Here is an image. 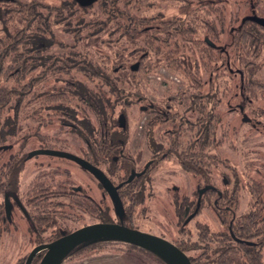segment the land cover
Instances as JSON below:
<instances>
[{
  "label": "rangeland",
  "instance_id": "obj_1",
  "mask_svg": "<svg viewBox=\"0 0 264 264\" xmlns=\"http://www.w3.org/2000/svg\"><path fill=\"white\" fill-rule=\"evenodd\" d=\"M10 1L0 2V17L4 14V23L11 16L16 17L19 14L16 11H19L21 6L14 1H19L23 6L32 2L42 6L38 9L43 15L51 17L50 21L54 24L57 34L55 43L61 44L49 51L53 55V60L59 61L60 53L75 52L72 60L79 70H74L71 74L57 70L46 73L44 77L43 69L33 70L23 82L24 84L33 77L47 78L46 81L37 84L36 96L26 100L18 116L12 111L13 103L0 114V145H11L9 150L0 152V170L2 166L7 168V165L15 160L25 161L20 177L21 196L26 193L30 182L40 174V169H43L42 171L48 174L47 179L52 183L54 191H60L61 186L66 185L68 191L73 193L72 187L80 186L93 198L87 200L79 196L80 198L54 199L51 208L55 213L52 217L56 219L45 237L50 233L60 236V232H71L86 225L100 223L98 218L100 214L109 215L112 221L117 222L109 195L102 186L100 191L97 190L98 181L82 167L84 171L76 163L58 157L46 155L29 157L32 152L45 147L57 148L59 151L71 154L80 152L84 144L81 136L89 135L87 132H81L87 129L83 128L84 120L88 115L93 118V115L90 113L85 115L84 111L87 110L79 98H70V102L62 101L63 103L52 102L50 99L55 94L64 96L67 93L69 97H72L73 91L78 90L80 85L84 88L88 86L91 90H98L103 82L91 77L88 79L85 76L90 75L87 73L88 70L98 66L103 69V73L107 72L111 79L121 86L124 93L120 91L122 92L121 104H116L114 118L120 119V114L125 113L127 115L125 126L128 124V129L125 130L128 136L126 157H120L119 152H115L108 157V160L102 162L100 167L110 175L115 184H119L130 176L132 170L143 171L149 165L144 176L135 178L130 186H125L120 192L127 208L125 224L128 227L183 244L190 257L197 258L199 263L202 262L201 264H213L211 261L220 255H215L219 248H226L220 240L225 239L223 234L228 232L229 224V219H224L226 216L216 209L222 206L221 203L216 204V194L210 192L205 197L206 205L203 212L187 226L184 224L187 218L186 209L195 208L197 187L207 184L206 179L209 180L208 184L215 185L218 190L230 193L229 205L235 207L238 214L249 213L256 209L257 216H252L251 219L254 221L263 219L259 223L261 228L264 227V223L262 224L264 221V135L247 134L244 138L243 132H238V117L228 114V107L224 103L225 98L222 99L220 108L216 110L221 121L219 131L225 134L214 135L212 146H202L208 138L206 113L202 115L186 113L187 107L182 105V97L189 91L182 77L183 73L181 72L182 75H180L175 70L167 68L165 65L168 63L165 61H161L160 66L157 64L151 72L138 71L141 59L138 58L139 51L145 50V46L142 42L139 45H133L128 42L129 40L126 41L121 37L120 33L114 30L115 25L110 17L108 21L103 4H95L85 11L72 7L73 10L69 11L66 8L72 0ZM251 2H257V0H215L213 2L215 9L224 12L225 31H229L232 26H238ZM146 3L148 6L144 10H147L146 14L153 17L151 23L156 27H160V23L163 27L162 23H177L183 20L188 22L197 17H203L198 21L200 29L195 38L199 40L204 38L207 16L203 11L207 8L200 5L198 0H150V3L147 0ZM261 5L264 8V0H261ZM56 15L60 17L57 18ZM79 21L85 22L84 26L88 23L97 24L104 21L107 25L102 32L97 31L95 34H90V37H82L81 33L76 32L81 29ZM24 26L26 27L27 24ZM4 30L3 23L0 21V40L2 38L9 40ZM229 37L227 35L221 37L218 44L224 51L230 40ZM73 45L75 47L69 49ZM173 46L179 52L176 58L180 64H185L191 70L199 67L203 76L205 75L204 66L200 63L205 60L204 54L200 53L201 50L196 49L191 43L183 44L181 41L173 43ZM2 49L3 46L0 44V54ZM19 51L27 52L22 49ZM27 54L31 53H26V56ZM11 60L12 58L6 60L7 66L11 65ZM135 64L139 65L135 72L140 76L133 74L130 70ZM15 73L16 71H13L0 81V88L10 89L23 85L18 82ZM136 81L141 87V94L134 97L132 92L134 93ZM205 83L209 82H204V85ZM70 84H74L76 89L70 90ZM218 87L220 94L217 96L222 97L221 79L215 88L216 91ZM207 89L209 86L205 85L204 94ZM104 90L107 89L104 88ZM234 92L235 90L231 89V93ZM171 100L178 104L172 107ZM260 104L264 106V101ZM189 108L194 110L198 107L192 104ZM169 109H171L170 112ZM163 113L170 116L168 121ZM115 131L118 132L121 129L111 130V132ZM96 132L97 134L90 139L91 143L99 141L98 131ZM196 137L200 140L199 145L194 148ZM191 145H193L190 151L191 159L194 161L197 156L199 160H203L201 165H197V174L192 173L193 169L188 170L183 166L181 157L179 158L177 153L189 150L188 147ZM116 156L118 161L113 159ZM209 160L213 164L212 177L206 170ZM124 167L129 169L126 171ZM226 178L230 181L228 186L225 183ZM20 199L22 200L23 197ZM0 203H3L1 194ZM8 220L12 223L7 221L5 225H1L0 229V264H25L26 258L36 248L37 242L30 220L18 210H15ZM198 223L204 227L208 226L210 233L207 237H198L196 229ZM54 236L52 237L55 238ZM258 239L263 240L264 233ZM262 255L264 263V249ZM208 256L210 259H206ZM240 256L244 257L242 253ZM61 264L166 263L141 248L111 240L76 252L65 258Z\"/></svg>",
  "mask_w": 264,
  "mask_h": 264
},
{
  "label": "trees",
  "instance_id": "obj_2",
  "mask_svg": "<svg viewBox=\"0 0 264 264\" xmlns=\"http://www.w3.org/2000/svg\"><path fill=\"white\" fill-rule=\"evenodd\" d=\"M214 1L215 0H198L200 5L205 6V9L207 8L206 11H203V13H205V15L207 16L204 31L205 35L204 38H200V40L195 37L200 29L198 21H200V19H202L203 17H197V19L193 21L189 20L188 22L183 20L182 22L179 21L177 23H162V25H164L163 27H161L160 23V27H156L151 23L153 17L146 14L147 10H144L147 9L146 7L148 6L146 3L147 0H99L95 4H103L104 8H106L105 12L108 15V21L110 20V17L111 21L114 23L113 25H115L114 30L117 33H120L119 35L121 37L125 38L126 41L129 40L128 42L133 45H139L140 42H142L143 46H145V50L139 51L138 58L141 59L139 62L140 70L138 71L151 72L152 68L157 66V64L158 66H160L161 61H165V63H168L167 65H165L167 68L175 70L178 74L182 72L183 75H180L184 77L185 85L187 86L189 91L182 97V105L185 108L187 107L186 113H199L201 115L202 113H206L207 118L208 100L206 98L208 96V93L206 92V94H204L203 88L205 85L206 87L209 86V84L205 83L204 85V82H211L214 88H216V86H218V81L221 79L223 90H227V87L236 90L234 85L227 83L228 81L230 82L232 80H235L236 77H234L233 73H231L228 69L227 55L225 53L223 54L224 50L222 49V47H220V45H218L220 44L221 37L225 35L230 36V40L228 43H232L229 51L232 58V67L234 65V71L237 68L236 64H239V61L242 60L241 56L243 53L242 45L238 44L241 38L240 35H238L240 30L239 24L236 27L232 26L229 31H225L224 12H220V10L213 7ZM257 1L261 2V0ZM0 2L11 1L1 0ZM14 3L21 6V8L20 6L18 7L20 8V10L16 11L19 14L16 17L11 16V18L5 23L3 21L4 14L3 17H0V21L3 23V28L5 29V36L9 39L6 40L2 38L0 40V44L3 46L2 52L0 54V81H2L5 77H8V75H10L13 71H16L15 77H17L18 82L21 83L26 81L28 75L32 73L33 70H37L39 68L43 69V77L46 76V73L55 72L57 70H61L65 74H71L74 70L79 71L72 60V55H74L75 52L60 53L58 55L60 57L59 61L57 59V61H54L52 58L53 55L49 53V51H52L54 48L61 44H58V42L55 43V41L57 40V34L55 28L53 27L54 24H52L50 21L51 17L48 18V16L43 15L38 9V7L42 8V6L34 2L24 6L19 1H14ZM95 4L90 7L83 8L75 0H72L71 4L66 9L69 11H72L73 9L85 11L91 9ZM56 16L57 18L60 17L59 15ZM208 18H211L212 20H209ZM79 23L81 29H78L76 32L81 33L82 37H90V34H95L97 31L102 32L104 26L107 25L106 21L97 24L88 23V25H85L86 29H84V24L86 23L80 21ZM25 24H27L26 27L24 26ZM70 25L73 26L74 24ZM173 38L175 39L172 40ZM178 41H181L183 44L191 43L196 47V49L201 50L200 53L204 54V62L200 61L205 69L204 76L199 67H194L191 70L190 68H187L185 64H180L178 62L176 56L179 54V52L173 46V43H176ZM73 47H75V45L71 46L69 49H72ZM19 49L27 50L26 53L31 54H27L26 56V53H20V51L18 52ZM8 58H12L11 65L9 66L6 65V60ZM102 70L103 69L98 66V68L90 69L87 71V73L90 75H85L88 79L91 77L99 79L103 82V85L98 90H91L88 86L84 88L80 85V88H77L78 90L73 91L74 96L72 97H69V95H67L66 93L64 94V96L63 94L62 96L55 94L54 96H51L50 99V101L52 102H70V98H79L82 104L85 105V109L87 110L84 111L85 115H87V113L93 115V118L88 115V117H86V120H84L85 122L83 123V128L97 130L101 138L99 141L92 143V145H94L95 143L101 145L100 149H97V147H95L90 150L92 156L97 152L95 151L96 149L98 150V152H101L102 155H105L106 150L104 149V147H102V145L104 144H125L128 141V136L126 135L125 131L121 130L118 132H111L112 129L117 130L123 128L120 124L119 117L118 119L114 118L115 106L116 104H121L122 97L120 96V94H122L123 91L121 86L115 83V81L111 79L107 72L103 73ZM130 70L131 72H133V74L139 75V73H136L132 70V67L130 68ZM45 79L47 78L33 77L29 79L28 83H23V85H20L17 88H0V114L3 113V111L9 104L13 103L14 105L12 106V111H14L16 113V116H18L19 113L23 110V105L26 100L29 98L31 100L36 96L37 84L42 81H46ZM103 87L107 90H104ZM69 88L70 90H73L76 89V86L74 84H70ZM219 89L220 88L218 87L217 91H215L216 95L220 94V92L218 93ZM120 91L122 92L120 93ZM140 92L141 87L139 86V82L136 81L134 93L132 92V96L136 97ZM193 93L195 95H193ZM230 95H232L231 92H223L222 97ZM222 97H219V101H222ZM176 104H178L176 101L171 100L172 107ZM192 104L196 105L198 108L194 110L190 109L189 107ZM170 111L171 109H169V112ZM163 114L165 115V117H167L166 121H168L170 119V116L165 113ZM121 115L127 117L125 113L120 114V116ZM6 126H10V124H6ZM124 129H128V124H126ZM188 149L189 150L177 153L178 157H181V163L183 164V166H185L186 169L191 170L193 169V159H191L192 155L190 156L192 145L191 147H188ZM16 165L17 164L15 162L9 163L7 165L10 171H8L9 175H7L6 177V183L8 187L14 186L15 184L18 170V167ZM123 169L127 171L129 167H124ZM130 185L131 182L125 183L122 188ZM120 197L124 205L123 217L120 218L115 212L117 222L112 221L109 215H101L100 210H98L100 214L98 215V218L101 222L122 223L126 225L125 221L127 217V208L125 207V203L121 194ZM39 206L47 207L45 203ZM55 219L56 217H52V219L50 220H40L39 218L40 221L37 222V226H45L51 221L54 222ZM263 223L264 221L262 222V224ZM256 225H258V222L255 223L254 219H250V221L248 220L246 223L240 224L239 230L242 234V237L245 238V236H247L248 234H254L256 232L257 234L254 235L256 237L259 235H263L264 227L262 226L261 229L255 231L257 229ZM233 228H235V226H233ZM235 232L237 233V231ZM107 241L111 240H99L85 243L74 249L67 257L75 254L76 252L90 248L100 242ZM222 241L223 240H220V242ZM262 241L263 243L258 244L257 247L240 245V247H242L244 250H241L239 247L219 248L216 254H214L220 255H217V260L213 264H264L262 259L264 239ZM241 253L244 257L240 256ZM44 254L45 252L38 254L33 260L32 264H40ZM156 257L159 258L158 256ZM242 258L244 259L243 261L241 260ZM159 259L162 260L161 258Z\"/></svg>",
  "mask_w": 264,
  "mask_h": 264
},
{
  "label": "flooded vegetation",
  "instance_id": "obj_3",
  "mask_svg": "<svg viewBox=\"0 0 264 264\" xmlns=\"http://www.w3.org/2000/svg\"><path fill=\"white\" fill-rule=\"evenodd\" d=\"M248 7V6H247ZM253 17H259L261 19H264V8L261 5L260 1L254 2L249 5L248 9L245 11L243 17H241V21L239 23V34L240 35V42L238 44L242 45L243 48V53H242V60L239 61V64H237V68L234 71L232 65H231V54L229 51V48L231 47L232 43L227 44V48L224 51L225 54L227 55V67L230 70L231 73H233V76L236 77L235 80L228 81L227 83L234 85L235 87V92L230 95V96H223L222 99L225 98V106L228 107L227 111H229L228 114L230 115H236L238 117V127L239 130L238 132L242 131L243 136L245 138V135L249 134L250 136H260L264 135V106H262L260 103L264 101V25L260 24L256 21H254L252 18ZM230 44V45H229ZM233 64V62H232ZM209 89L207 90L208 96H207V127L206 132L208 134L207 142L204 143L205 147H208L209 145H213L214 135H217L218 133L220 134H225L223 131H219L221 128V121L219 120L217 116V112L215 111L218 110L222 104L223 101H219V97L215 94V88L212 85L211 82H209ZM208 83V84H209ZM228 89H224V93H230L231 89L227 87ZM263 93V94H262ZM219 101V102H218ZM218 102V103H217ZM233 121V120H232ZM231 124V122H230ZM220 126V127H219ZM229 126V124L227 125ZM197 127V126H196ZM121 130L125 131L127 129L122 128ZM97 130L95 129H83L81 132H87L90 135L88 137L86 136H81V140L84 142L82 148L80 149L79 153L73 152V154L85 159L92 165L98 167L101 169L106 176L111 180V182L115 185H122L118 189V193L120 195V192L122 190L123 185L127 182L128 178L135 173L141 174L140 176H135L136 179L141 178L142 176L145 175L146 171L149 168V165L146 166V168L143 171H136L135 169L131 171L130 176L127 178V180H124L120 182L119 184H115V182L111 179L110 175L107 174L106 171H104L100 165L106 160H108V157L111 156L115 152H119L120 157H126L125 155V148L127 147V144H104L102 147L106 150L105 155H102L101 152H98L97 149H100L101 145L98 143H95L92 145L90 143L91 137H94L97 133ZM227 133V132H226ZM83 135V134H82ZM100 135H99V140H100ZM199 140L197 137L195 139L194 143V148H196L199 145ZM246 143V142H245ZM11 145H0L3 149L0 151H7L9 148L4 149L5 147H8ZM97 147L92 156L90 150L92 148ZM193 147V145H192ZM45 149H53V150H59L57 148H52V147H45ZM30 157V156H29ZM52 157V156H50ZM195 160L193 161V170L192 173L197 174V165H201V162L203 160H199L197 156H195ZM211 158V157H210ZM64 159V158H63ZM115 161H118V157H113ZM68 160V159H67ZM71 161V160H69ZM12 162V161H11ZM74 162V161H72ZM17 164L18 170H17V178L15 181L14 186L8 187L6 181H7V173L6 171H9L8 167L6 168L5 166L1 167L0 170V194L3 196V203H0V223L1 225H5L7 223L8 218L6 215V208H5V198L6 196L9 198L12 204V213H15V210L20 211L25 218H28L30 220L32 230L34 235L36 236L37 242H36V247L45 245L48 243H51L59 238H61L63 235L69 234L71 232H60V236L57 237V235L54 236L53 233H50L49 236L45 237V235L50 231L53 227V222L51 221L50 223H47L45 226L38 227L37 222L40 220H50L52 219V215L55 214L52 211L51 205L52 201L56 198H71V197H77L80 198L81 196L84 199L90 200L92 197L88 195L86 191H83V188L78 186V187H72L73 193L69 192L68 189L66 188V185H62L60 191H54V187L52 183L47 179L48 174L44 173L42 171L43 169H40V174L32 180L28 186V189L26 193L21 196L20 195V177L23 171L24 163L25 161H15ZM75 163V162H74ZM77 164V163H76ZM78 165V164H77ZM80 166V165H78ZM212 167L213 164L211 160L208 161L206 165V170L209 171L207 172L211 177H212ZM47 168V167H46ZM45 168V169H46ZM81 168V166H80ZM83 168V167H82ZM81 168V169H82ZM84 169V168H83ZM82 169V170H83ZM85 172L93 176L97 181H98V186L97 190L100 191L101 186L103 187L102 183L97 179L91 172L88 170L84 169ZM83 170V171H84ZM10 172V171H9ZM47 175V176H46ZM209 177V176H208ZM134 178V179H135ZM133 179V180H134ZM210 179V178H209ZM207 184L204 186H198L197 187V201L195 208L191 210L190 208L186 209V215L187 218L184 222V224L187 226L189 223L192 221L196 220V218L203 212L205 209L206 205V200L205 197L209 195L210 192L215 193L217 196V201L216 204L218 203L222 204V206L217 207L216 209L218 212H222L221 214L225 215L226 218L224 219H229V224H228V232L226 234H223V237L225 236V239L223 240L222 244L225 245L226 248L230 247H239L241 250L243 249L240 247V245H246L249 247H257L258 244L263 243L262 240L258 239L259 236H254L257 234H248L245 236V238L242 237V234L239 230L240 224L246 223L248 220L252 218V216H257L255 213L256 209H253L249 213H240L238 214L236 212L237 209L235 207H232L229 205L230 203V193L228 192H223L221 190H218L217 187L213 184H208V179H206ZM223 185L227 183L226 185L228 186L230 181L226 178L225 183L224 179L222 180ZM205 187H214L213 189H208L207 191L203 192L201 197H200V192L205 188ZM105 190V188L103 187ZM105 192L108 194V192L105 190ZM235 194V192H234ZM252 194V193H250ZM109 195V194H108ZM253 195V194H252ZM23 199L21 200L20 198ZM110 197V195H109ZM93 199V198H92ZM111 199V197H110ZM112 201V200H111ZM226 201V202H224ZM45 203L47 207H41L39 205ZM113 203V202H112ZM50 206V207H49ZM114 206V205H113ZM115 209V207H114ZM97 210H99L97 206ZM3 214L6 216H3ZM40 218V220H39ZM261 220H255V223H259ZM224 221V220H222ZM11 222V221H9ZM12 223V222H11ZM57 223V222H56ZM235 226V228H233ZM257 230L261 229L260 223L256 225ZM137 229V228H134ZM196 229L198 233V237L204 238L207 237V235L210 233L209 228L207 225H200L199 223L196 224ZM77 230V229H76ZM139 230V229H138ZM75 231V230H74ZM237 231V233L235 232ZM54 236L55 239L52 237ZM254 236V237H253ZM162 237V236H161ZM166 239L165 237H162ZM168 240V239H167ZM170 241V240H168ZM174 243L176 246H178L181 250H183L186 254V250L183 247V244H178L173 241H170ZM239 245V246H237ZM244 250V249H243ZM44 252V251H43ZM41 252V253H43ZM188 255V254H187ZM189 256V255H188ZM192 261V264L199 263L197 258L190 257ZM27 259V258H26ZM206 259H210L208 256ZM217 258L211 263L216 262ZM202 263V262H201Z\"/></svg>",
  "mask_w": 264,
  "mask_h": 264
},
{
  "label": "water",
  "instance_id": "obj_4",
  "mask_svg": "<svg viewBox=\"0 0 264 264\" xmlns=\"http://www.w3.org/2000/svg\"><path fill=\"white\" fill-rule=\"evenodd\" d=\"M1 1V0H0ZM81 7L87 8L98 2L99 0H75ZM254 21L264 25V19L259 17H253ZM139 65L135 64L132 66L133 71L138 70ZM120 124L125 127V116L121 115ZM11 148V146L5 147L4 149ZM3 148L0 147V151ZM46 155L58 158H64L74 161L84 169L91 172L99 181L102 183L105 190L111 197L113 205L115 207L116 214L122 218L124 214V205L122 199L118 193V189L122 185L115 186L106 174L98 167L92 165L85 159L71 153L53 150V149H41L34 151L30 154L31 156ZM141 174L133 173L127 180L126 183L133 181L135 176ZM214 187H205L200 192V197L203 192ZM5 208L7 218H11L12 204L9 198H5ZM99 240H112L119 241L131 246L141 248L148 251L159 258H161L166 264H192L189 256L181 250L174 243L164 239L160 236L144 232L138 229L130 228L122 223H94L83 226L69 234L63 235L61 238L41 246L34 248L28 255L25 264H32L35 257L41 252H45L40 264H61L62 261L77 247Z\"/></svg>",
  "mask_w": 264,
  "mask_h": 264
}]
</instances>
